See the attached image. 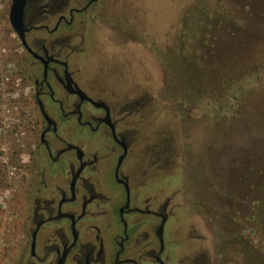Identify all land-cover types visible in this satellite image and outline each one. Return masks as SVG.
<instances>
[{"label":"rangeland","instance_id":"rangeland-1","mask_svg":"<svg viewBox=\"0 0 264 264\" xmlns=\"http://www.w3.org/2000/svg\"><path fill=\"white\" fill-rule=\"evenodd\" d=\"M11 3L0 0V264H22L38 183ZM104 9L92 52L118 57L94 67L165 110L183 159L184 203L196 219L198 200L212 204L216 251L229 264H264V0H110ZM178 106L192 113L173 119Z\"/></svg>","mask_w":264,"mask_h":264},{"label":"flooded vegetation","instance_id":"flooded-vegetation-1","mask_svg":"<svg viewBox=\"0 0 264 264\" xmlns=\"http://www.w3.org/2000/svg\"><path fill=\"white\" fill-rule=\"evenodd\" d=\"M109 1L26 0V42L36 56L20 43L38 183L22 264H229L214 248L212 204L198 200L196 219L184 203L183 159L163 107L94 67L118 57L93 53ZM184 112L192 110L171 113Z\"/></svg>","mask_w":264,"mask_h":264},{"label":"water","instance_id":"water-1","mask_svg":"<svg viewBox=\"0 0 264 264\" xmlns=\"http://www.w3.org/2000/svg\"><path fill=\"white\" fill-rule=\"evenodd\" d=\"M26 0H12V5L10 7L9 22L16 33L23 46L33 55V51L28 46L26 42V28L24 24V15H25ZM36 56V55H35Z\"/></svg>","mask_w":264,"mask_h":264}]
</instances>
